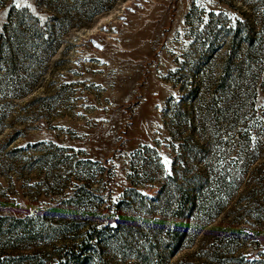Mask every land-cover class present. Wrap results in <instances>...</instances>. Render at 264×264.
I'll use <instances>...</instances> for the list:
<instances>
[{
	"label": "rangeland",
	"instance_id": "1",
	"mask_svg": "<svg viewBox=\"0 0 264 264\" xmlns=\"http://www.w3.org/2000/svg\"><path fill=\"white\" fill-rule=\"evenodd\" d=\"M0 264H264V0H0Z\"/></svg>",
	"mask_w": 264,
	"mask_h": 264
},
{
	"label": "snow or ice",
	"instance_id": "2",
	"mask_svg": "<svg viewBox=\"0 0 264 264\" xmlns=\"http://www.w3.org/2000/svg\"><path fill=\"white\" fill-rule=\"evenodd\" d=\"M28 6L31 7V5H28ZM16 7H21V4L19 2H17Z\"/></svg>",
	"mask_w": 264,
	"mask_h": 264
},
{
	"label": "trees",
	"instance_id": "3",
	"mask_svg": "<svg viewBox=\"0 0 264 264\" xmlns=\"http://www.w3.org/2000/svg\"><path fill=\"white\" fill-rule=\"evenodd\" d=\"M72 257H74V260H78V259H76V255H74V256H72Z\"/></svg>",
	"mask_w": 264,
	"mask_h": 264
}]
</instances>
